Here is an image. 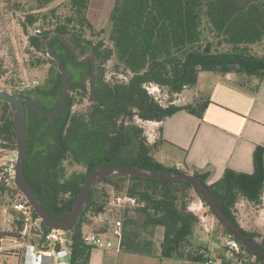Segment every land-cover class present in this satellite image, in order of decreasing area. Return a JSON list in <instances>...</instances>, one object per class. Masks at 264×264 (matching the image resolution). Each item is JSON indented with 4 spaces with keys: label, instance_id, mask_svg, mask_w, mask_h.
Here are the masks:
<instances>
[{
    "label": "trees",
    "instance_id": "trees-1",
    "mask_svg": "<svg viewBox=\"0 0 264 264\" xmlns=\"http://www.w3.org/2000/svg\"><path fill=\"white\" fill-rule=\"evenodd\" d=\"M27 1L28 13L22 25L29 36L30 65L48 66V72L42 83L25 91L14 89V93L30 95L47 113L55 110L64 92V79L57 62L49 57L48 42L53 35L65 37L81 58L93 55L97 60L94 77L91 59L78 61L60 38L53 39L50 51L61 59L63 70L70 75V93L54 119L31 108L28 111L25 174L45 211L56 221L72 213L86 179L97 169L133 166L154 172L190 171L162 164L154 153L161 144L168 143L163 139V128L159 129L158 141L149 144L138 121L163 124L184 110L202 117L210 101L187 106H176L171 101L163 105L148 91L149 85L167 90L173 97L186 89L194 90L202 72L245 76L258 82L253 91L264 81V0H116L111 45L107 47L103 41L96 44L87 39L88 35L100 37L88 18L92 0H66L52 8L59 0ZM32 28L36 30L34 35L29 33ZM108 61H113L114 72L123 74L126 80H106L103 65ZM85 100L90 102L87 110L74 111L75 104ZM0 139L4 148L17 150L12 109L4 101H0ZM68 160L83 171L68 175ZM254 167L252 174L228 168L212 184L208 183L210 173L194 170L193 174L264 255V235L245 230L235 211L240 198L255 205L262 203L261 146L254 153ZM6 192L10 196L20 193L14 185L3 190L0 199L6 197ZM193 192L206 204L184 180L128 175L100 179L93 185L77 225L67 230L73 241L72 264H90L96 247L84 242V230L95 217L107 214V206L115 219V231L111 233L120 253L208 263L212 260L208 253L195 244L201 220L190 210ZM113 210L116 213L112 214ZM33 214L39 217L34 210ZM219 226L239 244L240 260L245 259L244 252L253 264H261L225 227ZM41 227L39 234L51 230L43 223ZM108 227L109 221L100 232L107 233ZM159 232L162 238L158 241Z\"/></svg>",
    "mask_w": 264,
    "mask_h": 264
},
{
    "label": "rangeland",
    "instance_id": "rangeland-1",
    "mask_svg": "<svg viewBox=\"0 0 264 264\" xmlns=\"http://www.w3.org/2000/svg\"><path fill=\"white\" fill-rule=\"evenodd\" d=\"M66 0H59L51 5L56 7L59 4L65 2ZM116 0H92L90 8L88 10V18L92 23L96 32H100V37L94 38L90 35L87 39H91L94 43L103 41L105 47L110 46V36L113 28V22L111 19L112 12L114 10ZM28 1L27 0H0V89L6 90L8 92L14 93V89L25 91L26 89H31L38 84L42 83L47 75L48 66L34 68L30 65V60L32 55L27 52L29 46V36L27 32L23 29V22L25 15L28 13ZM29 33L34 35L36 30L34 28L29 30ZM105 69V78L107 81H124L126 77L123 74L115 73L113 70V61H108L103 65ZM222 75L218 73L202 72L199 80V88L201 92L205 93L208 91L209 82L212 80H217L218 77ZM236 81L242 83L247 82L250 78L245 76H238ZM250 83L254 87L257 86L258 82L251 80ZM87 84L90 86L89 80ZM152 87V86H151ZM149 86V88H151ZM206 89V90H205ZM151 90V89H150ZM159 99L163 105H169L171 101L176 106H187L190 104L189 99L196 95V92L192 90H187L179 95L170 96L167 90L159 89V93L156 92ZM202 98L203 96L200 95ZM89 100L84 102H78L75 104L74 111L84 112L89 107ZM138 123L145 130V134L148 143H154L152 132V125L150 123ZM153 141V142H152ZM165 151L160 154H156L157 158L165 164H175V158L170 156L169 147H165ZM65 167L67 174L70 175L73 172L83 171L81 166L73 164L70 160L65 162ZM18 193H15L17 196ZM193 201L191 203L190 210L193 211L200 217V226L197 230L195 244L196 246H201L208 253L212 261H217V264H226V261H235L236 264H242L237 257V253L230 246L231 238L226 236L219 226V222L213 216L206 204L203 203L200 197L193 192ZM262 203L260 205H255L247 201L245 198H240L236 204V216L240 225L248 231L260 232L264 235V190L262 194ZM8 197L0 199V230L7 229L5 218L2 216L1 208L8 205ZM115 205V204H113ZM114 213L115 210H113ZM112 209L107 206L106 213L94 218V223L90 227H86L84 234L95 233L102 236L105 240H110L114 243V248L111 250L103 251L97 250L96 260L94 264H101L103 260L108 259L110 264H172L178 263L183 264L181 260L177 259H161L159 257H149L133 254L118 253L116 241L112 235V229L115 231V219L110 215ZM109 221L108 232L103 233L102 226ZM113 227V228H112ZM158 241L161 240L162 235L158 233ZM5 245L11 246V244L6 243ZM22 246H15L14 254L13 252H6L2 256L1 264H19L20 253ZM158 248L159 245H158ZM13 254V255H12ZM245 258H250L247 253L242 254ZM221 259V260H219ZM251 259V258H250ZM252 260V259H251ZM192 264V263H190Z\"/></svg>",
    "mask_w": 264,
    "mask_h": 264
},
{
    "label": "crops",
    "instance_id": "crops-1",
    "mask_svg": "<svg viewBox=\"0 0 264 264\" xmlns=\"http://www.w3.org/2000/svg\"><path fill=\"white\" fill-rule=\"evenodd\" d=\"M236 78L234 74L220 76L209 82L206 93L198 89L199 80L194 90L183 91L196 92L189 99L190 104L210 101L202 117L184 110L177 112L163 124L146 122L152 125L154 143L160 138V127L163 128V139L168 141L160 145L154 156L157 158L156 154L165 151V147L172 150L170 156L175 158L176 163L165 164L157 158L162 164L176 166L183 171L189 169L186 172L190 173L194 170L210 173L209 184L219 180L228 168L246 174L254 172L256 148H264V81L257 91H253L255 87L250 84L253 83L252 79L240 86L237 85ZM97 250L100 249H94L90 264H94ZM217 262L218 260L213 264ZM239 262L253 264L250 258ZM101 264H110V261L105 259Z\"/></svg>",
    "mask_w": 264,
    "mask_h": 264
},
{
    "label": "water",
    "instance_id": "water-1",
    "mask_svg": "<svg viewBox=\"0 0 264 264\" xmlns=\"http://www.w3.org/2000/svg\"><path fill=\"white\" fill-rule=\"evenodd\" d=\"M55 38H60L72 50L78 61L86 62L91 59L94 68V77H96L97 60L93 55H88L84 58H81L73 47V45L69 43L65 37L53 35L48 42L49 57L57 62L58 70L60 71L64 79V92L55 110L52 113H47L34 101V99L30 95L11 93L6 90L0 89V101L7 102L11 106L17 135L18 160L16 164V176L14 185L20 191V193L27 199V201L34 209L35 213L42 219L43 225L50 229H61L66 231L73 229L80 219V216L84 210L93 185L97 181L105 177L115 175H128L152 179L184 180L189 182L191 186L200 194V196L205 201L207 207L209 208L213 216L217 219V221L223 227H225L233 237L238 239L245 247H247L254 255V257L260 261L261 264H264V255L259 251L254 242L226 216V214L216 203L209 189L195 174L190 172H154L133 166H111L108 168L97 169L96 171L91 173L86 179L84 189L81 195L78 197L72 213L65 220L56 221L47 214L41 201L39 200L38 196L34 192L32 186L30 185L26 177L24 164L28 146L29 109H34L43 117L54 119L62 111L66 99L70 93V75L69 73L63 70L61 59L53 55V53L50 51V43Z\"/></svg>",
    "mask_w": 264,
    "mask_h": 264
},
{
    "label": "built area",
    "instance_id": "built-area-1",
    "mask_svg": "<svg viewBox=\"0 0 264 264\" xmlns=\"http://www.w3.org/2000/svg\"><path fill=\"white\" fill-rule=\"evenodd\" d=\"M149 86L152 87L149 88ZM149 86L147 87L148 91L159 99L156 92L159 93L160 88L153 84ZM4 144L0 139V194L3 193V190L7 191L10 187H14L18 160L17 150L4 148ZM7 193L6 197L9 202L8 205L1 208V211L8 228L0 230V262L6 252L14 254L15 246L20 245L22 246L21 251L16 253L20 257L19 264H72L73 241L69 235L70 232L51 229L48 233L39 234L38 231L42 228V219L33 214L34 209L27 199L21 193H18L17 196H10ZM32 233L36 236L35 242H32ZM83 240L86 244L103 251L114 248L112 241L105 240L95 233L84 234ZM6 243L11 246L5 245ZM230 246L235 253H240V246L236 241L231 240ZM213 263L210 260L206 264Z\"/></svg>",
    "mask_w": 264,
    "mask_h": 264
}]
</instances>
